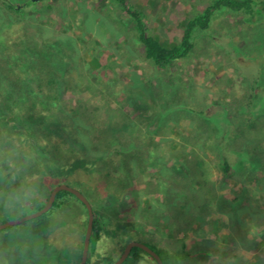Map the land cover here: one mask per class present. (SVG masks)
Returning <instances> with one entry per match:
<instances>
[{"label":"rangeland","instance_id":"obj_1","mask_svg":"<svg viewBox=\"0 0 264 264\" xmlns=\"http://www.w3.org/2000/svg\"><path fill=\"white\" fill-rule=\"evenodd\" d=\"M26 1L0 0V62L14 55L32 66L49 58L58 87H48L61 109H39L42 118L34 115L30 131L0 117V223L35 212L67 180L102 219L86 264L113 263L129 240L155 245L172 264L175 258L264 264V14L220 9L207 29L194 31L190 53L155 65L144 56L132 17L114 0ZM127 1L143 12L147 33L171 47L186 20L214 0ZM32 39L39 45L27 49ZM28 76L37 93V80ZM1 82L4 89L8 83ZM218 112L226 137L219 151L231 165L229 175L209 146L219 138L211 133L213 122L201 120ZM46 126L52 137L44 135ZM56 141L81 158L58 172L67 159L44 164L37 148L53 149ZM128 151L133 157L125 175L118 165ZM107 153L115 162L91 166ZM109 168L119 170L121 188H105ZM58 204L0 229V264H78L86 208L68 194ZM181 250L189 257H175ZM122 264L156 261L138 249Z\"/></svg>","mask_w":264,"mask_h":264},{"label":"trees","instance_id":"obj_2","mask_svg":"<svg viewBox=\"0 0 264 264\" xmlns=\"http://www.w3.org/2000/svg\"><path fill=\"white\" fill-rule=\"evenodd\" d=\"M32 1L27 0L25 3H30ZM114 1L118 2L121 5L122 9L132 17V20L135 22L137 38L143 47L144 56L146 59H148L155 65H162V64L165 65L167 63H170L172 60H176L178 58L184 57L188 53H190V51L193 49V46H194V43L192 40L194 31L197 29L199 30L207 29L213 20L215 12H217L220 9L226 8L227 10H231L235 12L237 11L246 12V14H248V17H252L251 15H253L255 18H258L259 15H260L259 17H261L264 14V1L262 0L261 1L214 0L212 3L208 4L201 12L195 13L194 15H192L190 18L186 20L183 31L179 38V41L176 44L172 45L171 47H165L164 45L160 44L157 38L147 33L146 27L144 24L145 17L141 10L134 8V6L132 5H129L127 0H114ZM14 6L15 5L13 4L7 3V7L9 9L11 8L19 9V6H16V7ZM29 44L30 45H27L28 46L27 49H34L35 46L37 47L39 45L33 39L29 42ZM41 48L43 49V47ZM13 49H16V48L14 47ZM39 53L41 55L44 54L43 50L39 51ZM10 58L11 59L9 60L8 59L5 60L3 62L4 64L0 62V84H2L1 79L3 78H5V80L8 83L4 89H3L4 86L0 85V95H2V99L4 101L3 105L0 106V117H2V121L4 122H6L5 119L9 122H13L14 124H12V127H15V128L17 127L19 129L25 127L26 131H30L29 127H31V124L27 125V123L29 124L32 122H36L37 120L35 119L36 115H40V118H42L41 117L42 111L43 113L52 112L54 110V107L57 108L58 110L61 109V101L57 97V94L53 91V88H52L57 83L54 81V78L52 77L53 70L52 72L50 71V65L48 64L50 61H49V58H46V56L44 57L41 56L37 58V61L39 62L38 64L40 63L45 64L44 66H37L38 64L34 65V63L31 66L28 64V62L21 63V59H19L18 56L17 58L14 59V55L13 57H10ZM23 59L25 58L23 57ZM28 74L29 75L31 74L32 76L30 77L32 78L34 77L37 80V82H35V86H36L35 89H37V93L32 91V86L30 83H28L30 82L28 80L29 78ZM258 80L259 79L257 77L254 79L253 84H250L248 99L246 102L247 105H251L252 98L254 97L256 82H258ZM48 86H52V87H48ZM55 87L57 88L58 85H56ZM80 103H83V102H80ZM56 105H59L60 107L58 108L56 107ZM39 109H41L42 111H40ZM203 111L204 110H200V113H202ZM43 115L45 116V114ZM64 116L66 120L70 119L67 116V114L66 115L64 114ZM201 120L204 122V124H209V125H210V121L213 122V126H209L211 127V133H214L216 131L217 133L215 134V136L217 135L219 136V138H214V137L212 139L210 138L211 142L209 146L216 149V151L219 153L221 157L220 162L223 167V173L225 175H229V173L231 174V165L228 162V159L223 155L222 151H219L223 147L224 141L226 138L225 133L220 134L221 133L220 123H219V120H221L220 113L218 112V116H214V115L207 116V117L202 116ZM46 129L47 130L44 131V135L52 137V134H51L52 130L50 126H46ZM58 142L57 141L55 142L53 149H45L41 144H40V147L39 146L37 147L41 161L44 164L48 162V159H50L54 165H59L61 164L63 159H67L64 164L65 166L59 165L58 167L54 169V171L57 170V172L62 171L63 167H67L69 165L68 162H70L71 159L74 162L81 159V158H77V154H75L74 152H70L72 151V149H68L70 153L66 151H61L59 149L60 141ZM133 152L134 153H132V155H134L136 151H133ZM251 152H252V156H255L257 154L255 150ZM126 154L127 155H123V158L122 156L120 157L121 158L120 165H118V167L123 168V170H125V173H124L125 175H130L129 174L131 172L130 158H132L133 156L131 155L132 157H130V154H131L130 151L126 152ZM105 158L110 159V161H114V157H112L111 154L107 153L104 156L96 158L93 161V163H91V166L93 168H96L97 163L105 162L106 160ZM250 160L251 162H253L252 159ZM70 165L72 168V164ZM249 166L251 169H253L257 167L258 165L251 164L249 162ZM118 171L116 170V168H109L108 171L103 173L104 175L103 177L106 180L105 188L108 189V187L110 186H113L117 189L121 188V186L123 185L124 179H121V176L120 174H118ZM65 181L67 184L70 185V181H67V180ZM78 189L84 194L81 188H78ZM66 194L75 197L72 193L66 190H60L59 192H57L52 206H56L58 203H59L58 204L59 206L62 202V197ZM81 205L83 204L81 203ZM101 220L102 219L99 218L97 214L94 212L92 235H91L90 241L92 239H94V241H97L99 239V230L101 228V223H102ZM82 243H83V237L80 243L79 252L77 254V258L79 260L81 256ZM148 246L158 253V255L160 256L164 264H172L169 262L168 257L170 258V256L168 254H164V259H163L162 255L157 250L155 245L151 244ZM138 249L140 248L133 247L130 250V252L133 250H138ZM181 251H179L175 257L180 256V258H183V259H186V257H189L190 255L189 251H186V250H181ZM180 263L181 261L179 260V258H175V264H180Z\"/></svg>","mask_w":264,"mask_h":264},{"label":"water","instance_id":"obj_3","mask_svg":"<svg viewBox=\"0 0 264 264\" xmlns=\"http://www.w3.org/2000/svg\"><path fill=\"white\" fill-rule=\"evenodd\" d=\"M60 190H66V191L72 193L86 208L87 223H86L85 233L83 236L81 256H80V260L78 263V264H85L86 259H87V255H88V250H89L90 238H91V234H92L94 213H93L91 203L87 199V197L78 188L70 186L67 183L61 182V183L54 185L52 187L50 193H49V196H48L45 204L43 206H41L39 209H37L35 212L20 216V217L15 218V219L8 220V221L3 222V223H0V229H3L5 227L11 226V225H15V224L20 223V222H24L26 220L32 219L34 217H37V216L43 214L53 205V202L55 200V196H56L57 192H59ZM133 247H138V248L142 249L144 252L148 253L156 261V264H164L157 252H155L153 249H151L145 243L137 241V240L129 241L124 246L123 251L120 254V256L111 264H121L125 260V258L128 256L130 250Z\"/></svg>","mask_w":264,"mask_h":264},{"label":"flooded vegetation","instance_id":"obj_4","mask_svg":"<svg viewBox=\"0 0 264 264\" xmlns=\"http://www.w3.org/2000/svg\"><path fill=\"white\" fill-rule=\"evenodd\" d=\"M79 263V262H78ZM86 264V263H85Z\"/></svg>","mask_w":264,"mask_h":264}]
</instances>
